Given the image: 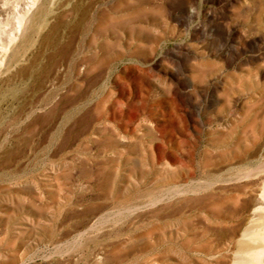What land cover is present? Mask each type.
<instances>
[{"label": "rangeland", "instance_id": "374dc122", "mask_svg": "<svg viewBox=\"0 0 264 264\" xmlns=\"http://www.w3.org/2000/svg\"><path fill=\"white\" fill-rule=\"evenodd\" d=\"M245 247H264V0H0V264Z\"/></svg>", "mask_w": 264, "mask_h": 264}, {"label": "bare ground", "instance_id": "6f19581e", "mask_svg": "<svg viewBox=\"0 0 264 264\" xmlns=\"http://www.w3.org/2000/svg\"><path fill=\"white\" fill-rule=\"evenodd\" d=\"M249 240H257L256 237H250ZM264 254V247L258 250H253L250 247H245L244 257L237 264H258Z\"/></svg>", "mask_w": 264, "mask_h": 264}]
</instances>
